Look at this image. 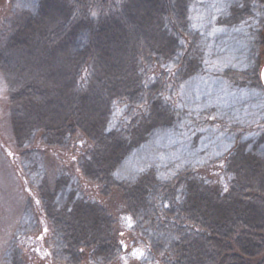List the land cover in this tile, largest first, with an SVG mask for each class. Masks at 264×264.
<instances>
[{
	"label": "rangeland",
	"instance_id": "rangeland-1",
	"mask_svg": "<svg viewBox=\"0 0 264 264\" xmlns=\"http://www.w3.org/2000/svg\"><path fill=\"white\" fill-rule=\"evenodd\" d=\"M42 1L0 0V50L27 32L28 17L41 50L63 44L80 21L94 28L73 39L75 61L87 57L73 84L66 61H56L50 80L23 74L15 87L0 65V264H217L222 248L207 237L213 222L228 226L225 238L244 235L256 231L249 223L264 207V0H162L166 13H156L155 0H69L74 13L65 22L41 19ZM86 59L102 70L92 114L79 108L93 81H78ZM33 90L31 102L51 103L38 123L73 126L68 133L84 148L52 143L40 128L26 142L16 137L11 95L22 91L24 103ZM63 94L72 101L58 110ZM92 123L98 136L84 129ZM240 155L259 168L244 171ZM214 188L223 192L209 195V206L195 201ZM77 203L104 212L76 242L79 231L65 224L72 217L60 215ZM253 235L264 240V230Z\"/></svg>",
	"mask_w": 264,
	"mask_h": 264
},
{
	"label": "trees",
	"instance_id": "trees-1",
	"mask_svg": "<svg viewBox=\"0 0 264 264\" xmlns=\"http://www.w3.org/2000/svg\"><path fill=\"white\" fill-rule=\"evenodd\" d=\"M68 1L69 0H43L41 3L42 4L41 9L42 10H40V18L43 20L44 19H48L50 21L52 20L51 22H56L59 19L64 20V22L68 21L70 16L71 15L73 16V13H74L73 10H71L73 7L70 6V3ZM74 1L77 5L85 3V2H83L84 0H74ZM148 1H153V0H148ZM155 2L156 3H154V2L153 3L155 5L157 4L158 10H160V12H156V13H164V12L166 13L167 7L163 3V1L162 0H155ZM99 5H101V4H99ZM163 8H165L164 11H163ZM127 11L131 12V11H129V9L124 10V12L128 13ZM128 15H130V14L128 13ZM105 21H104V23H105ZM39 22H41V21H39ZM51 22H48V23L51 24ZM23 23H25L23 27L26 26L27 27L26 29H28L27 32L25 34H22L23 32L17 34L18 33L17 32L16 35L13 36L11 38V40H9L7 45L4 48H1L2 50H0L1 68H2L3 72L5 73V75L11 79V84L13 85V87H15L18 84V79H21L23 74H27V75L31 74L34 76V74H36V73L40 74V73L47 72L48 73L47 79L50 80V76L52 74H54V71H52V70H53V66H56L57 60H58L57 62L60 64L63 61H66L68 63V66L64 68V71H66L65 75L68 72L73 73V75H70L72 77H69V83L73 84L74 78H75V73L77 71L76 69L78 67V64H76V63L78 61L85 59V57H86V55L84 53L80 59H77V62L75 61L76 57H75V55H73L74 53L71 52L72 51L71 45H72V43H74L73 39L77 35V33L80 29L86 30V28H87L88 30H91L92 28H94V26L92 24H89L86 22L81 23V21H80L78 24H76V26L74 27V30H71L70 35H68L66 37V39H65L66 41L63 44H61L58 47H53V48L51 46L45 47V49L41 50V47H40V44H41L40 39L41 38L36 39L35 38L36 34L33 33V35H32L31 34L32 31H30L35 27V24L37 23V21L32 19L31 17H28L25 20V22H23ZM102 29H105L104 24H103V28H100L99 30H102ZM17 35H21V37L17 39L16 38ZM42 42H43V40H42ZM163 42L161 44H163ZM70 48H71V51H70ZM39 52L41 54L40 57L38 56ZM60 54H61V57H60ZM88 55L91 56L93 54H88ZM87 60L88 59H86L84 62L82 61L80 63L81 64L80 65L81 73H80V76L78 77L79 78L78 81L80 82L82 77L87 76L86 82H88V81L90 82V79L93 80L94 82L92 81V85L87 90V92H85L84 94H82L79 97V101H80L79 102L80 103L79 108L84 113L92 114L94 111L97 110L95 108L94 104L99 105L101 103L100 102V95H98V93H96V90H97L98 84L102 78V74H101L102 70H100V73L99 72L96 73V71L94 73L93 69H91L90 65H88ZM90 69H91V71H90ZM158 70L162 71L161 69H159V67H158ZM57 74L61 75V74H59V69H57ZM62 79H63V81L64 80L66 81L64 76H62ZM61 83H63V82H61ZM134 83L137 84L138 82H136V80H134ZM64 87L65 88L63 89V91L67 90V88L69 87V84L66 85V83H65ZM14 92H13V95H11V97H12L11 100L13 102V106H14V110H15L14 114H13V120L15 123L16 137L19 138L22 143L26 142L32 136V134L34 133V131L37 128H40V129H43V130L48 131L50 133L49 135L53 137V139L51 141L52 143H58L59 144L63 139L64 140L66 139V141L67 140L71 141V145H70L71 147L75 146L77 148L82 149V148H84V146H86V143L84 144V142L81 141L80 139L77 140L75 138H72V133H68L70 130H72V128H74L73 126L64 128V125H63V127L62 126L58 127V126L52 125L50 121L44 122L47 125H44L43 123H38V122H42L41 118H43V116L45 115L44 110L51 103H49V102L46 103V102L42 101V102H44V104L38 103L39 104L38 105V104H35L34 102H31V100H32L31 97L35 94L34 90L30 92L31 95H25L26 100L24 103L19 101L21 96H22V91L21 92L16 91L15 93ZM135 93H136V91H134L132 93V96H134ZM64 96H65V94L60 95V97H58V100H57L58 110L59 109L63 110L64 106L66 104H69L70 101H72L71 98L64 97ZM17 101H19L21 104L17 103ZM51 101H53V104H55L54 103L55 99L50 100V102ZM114 101H117V100H114ZM110 102H111L110 98L103 101L104 110L102 112V117H103L102 120L103 121L100 123L101 128L103 126L102 124H105V122L107 121L105 116L107 115V112L110 109L109 108ZM61 103H63V104H61ZM46 111L49 114V120H50L51 115L54 111H51V112H49L48 110H46ZM55 115L57 116V112ZM64 123L68 124V125H72L71 120L67 121V122L65 120ZM100 126L96 125L95 123H92L90 128L84 127V129L95 130L96 131L95 135L98 136L100 134V132L98 131V128ZM240 157L243 158L241 155H240ZM77 160H78V158H77ZM251 160H254V159H251ZM251 160H247V159L243 158V159L239 160L238 163H240V166H243V168H242L243 170H244V168L245 169H251L252 167H253V169L259 168L260 165L257 163V161H251ZM67 163L72 165L71 159H69ZM102 163H103V161H102ZM102 163H101V165H102ZM249 167H251V168H249ZM84 169H85L86 174L90 173L91 164H89ZM78 175H79V173H78ZM102 182H104V181H102ZM216 185H217V182H216ZM238 187H240L239 183H238ZM139 189H141V188H139ZM190 190H193L192 193L194 194L195 188L193 186L190 187ZM236 190L237 189L234 190V193ZM213 191H214L213 194L203 195L201 197H199V195L196 194L197 197L195 198V201H197L198 203L201 201L206 202L207 205L209 206L210 202H207V200H209V197H210L209 195H211L212 198H215V196L217 197V195H221L223 192L222 190H221V192H219V189H217V188H214ZM143 192H145V191H142V193L137 191V194L140 195V196H138L139 198L142 197V199H143V196H144ZM228 193H229V195H233L230 192H228ZM225 195H226V191H225ZM139 203H140V201H139ZM75 206L76 207L73 210L69 211V213L66 212V214L65 213L61 214L60 217H64V216H68V215H69V217H72L73 222L71 223V222L67 221L65 224L66 225L68 224L69 227H72V228H74V230L79 231L78 234H76V236L74 237V240L77 242V241L81 240V238L83 237L85 232L89 229V228H86V226L91 227L94 232L96 231V229H98L97 227L99 226L100 218L103 217L100 213H102L104 211H101L100 209L98 210V208L96 206L84 205L82 203H77ZM254 213H256V217L253 219L254 223L260 222V224H261V222H264V207L261 206V208L258 209V211L255 209ZM56 220L58 221V217L56 218ZM59 222L62 223V219L59 218ZM206 222H207V220H206ZM254 223L251 224V222H250L249 225H250V227H254L255 228L254 230H256V231H252V232L247 231L244 234L245 235L244 236V235H239L240 231L238 230V232L236 231V233L232 234L231 237L225 238L228 235V230H227L228 226L221 225V224L217 223L216 221L213 222L212 225L214 226V231H216V233H215V235H212V236L207 235V237L209 239L208 241L212 242L216 246V248L217 247H219L220 249L222 248L220 253L217 250L218 253L221 255L219 257V261L217 264H264V240H258V239L253 238V237H255L253 234H258V231L264 230V226L262 224V226L257 227V226H254ZM257 229H259V230H257ZM249 235H253L252 237H250L253 239H251V240L247 239V237ZM258 236H260V234ZM98 241L99 240H97V238H93V242H96L97 245H98ZM198 242H200V241H198ZM112 245H114L113 242H112ZM112 248H114V246H112ZM223 249H227L228 252L222 253ZM91 250L93 251V249H91ZM211 250H212V248L209 250L208 254H211L209 257L205 254L207 252V250L205 248H203L200 252H202V254H203L202 256H205L204 258L206 260H214L215 257L213 256V252H210ZM242 251L244 253H242ZM83 254L84 253L79 255V256H81V261H83L85 259L83 257ZM230 258H232L233 261H235V262L230 261V260H232ZM201 260H203V259H201Z\"/></svg>",
	"mask_w": 264,
	"mask_h": 264
},
{
	"label": "water",
	"instance_id": "water-1",
	"mask_svg": "<svg viewBox=\"0 0 264 264\" xmlns=\"http://www.w3.org/2000/svg\"><path fill=\"white\" fill-rule=\"evenodd\" d=\"M262 73H264V67L262 68V71H261V78H262V82H263V85H264V75H262Z\"/></svg>",
	"mask_w": 264,
	"mask_h": 264
},
{
	"label": "snow or ice",
	"instance_id": "snow-or-ice-1",
	"mask_svg": "<svg viewBox=\"0 0 264 264\" xmlns=\"http://www.w3.org/2000/svg\"><path fill=\"white\" fill-rule=\"evenodd\" d=\"M262 75H264V73H262Z\"/></svg>",
	"mask_w": 264,
	"mask_h": 264
}]
</instances>
